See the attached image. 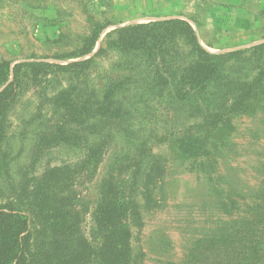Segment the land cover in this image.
I'll use <instances>...</instances> for the list:
<instances>
[{
  "label": "rangeland",
  "instance_id": "374dc122",
  "mask_svg": "<svg viewBox=\"0 0 264 264\" xmlns=\"http://www.w3.org/2000/svg\"><path fill=\"white\" fill-rule=\"evenodd\" d=\"M219 1L222 0H0V64L11 63V72L16 64L24 62L65 65L90 58L97 61V67L78 78L65 73L40 75L34 85L18 95L8 113L7 136L1 146L0 200L23 202V208L29 207L27 212L31 214L35 205L33 209L28 205L33 197L24 193L25 186L31 191L35 177L48 164L55 168L79 167L85 145L56 142L44 143L46 147L41 148L39 141L63 117L57 107L58 95L76 84V94L82 98L81 91L84 94L87 80H91L92 90L100 98L114 91L115 105L121 110L96 175L90 179L81 176L76 185L88 209L79 226L81 233L87 235L90 231V214L99 198L98 185L113 167L121 169L127 162L123 156L131 157L143 150L148 156L143 159V168L151 177L137 181V191L131 183L127 189L137 196L143 217V224L132 230L133 264H187L195 240H203L227 222L241 218L243 200L231 205L227 197L237 196V191L245 188L254 194L261 186L264 98L258 97L251 114H225L237 84L264 70V53L253 51L256 45L244 41L257 39V35L261 41L263 29L252 27L249 38L250 33L242 34L248 33L246 29L234 33L239 31L233 30L236 24L228 20L227 11H212ZM223 1L226 4L227 0ZM169 19H182L195 26L201 45L211 54L249 52L223 60L217 81L184 102L156 99L147 86L155 76V68L139 52L107 48L104 54L96 55L107 35L118 28ZM96 26L104 30L91 54L61 59L79 52ZM209 40L211 47L206 45ZM216 112L225 119L220 132H216L225 144L212 149L207 157H190L175 140ZM77 121L68 124L75 126ZM92 121L89 119L86 128ZM95 130L98 129L91 132Z\"/></svg>",
  "mask_w": 264,
  "mask_h": 264
},
{
  "label": "trees",
  "instance_id": "16d2710c",
  "mask_svg": "<svg viewBox=\"0 0 264 264\" xmlns=\"http://www.w3.org/2000/svg\"><path fill=\"white\" fill-rule=\"evenodd\" d=\"M103 30L96 26L79 52L61 59H78L91 54ZM107 48L139 52L146 63L155 68V76L147 83L152 94L159 101L178 102L187 101L191 94H199L216 82L227 57L249 52L211 54L201 45L194 27L182 19L118 28L107 35L105 44L96 55L104 54ZM251 49L264 53V43ZM95 67L97 61L94 58L65 65L36 61L16 64L11 72V63L3 61L0 64V158L1 146L7 136V116L21 91L34 85L40 75L65 73L78 78L79 74ZM91 82L87 80L84 94L81 91L82 98L76 94V84L58 95L57 107L63 117L55 121L39 141L41 148L56 142L85 145L86 153L79 167L55 168L48 164L46 170L35 177L31 191L25 186L24 193L33 197L28 205L32 209L35 205L31 214L27 212L29 207L23 208V202L0 200V264L134 263L132 230L143 224V217L137 196L127 189L131 183L137 191L138 182L151 177L147 168H143L146 165L143 159L148 158L146 151L131 157L123 156L127 162L121 169L112 168L98 185L99 198L90 214L93 221L89 233L85 235L79 228L88 209L85 210V198L76 190V185L81 176L90 179L96 175L97 165L105 157L107 140L117 127L121 110L115 105L114 91L105 92L100 98L92 90ZM237 85L233 102L225 115L253 113L254 102L260 96L264 98V70ZM165 87L166 90L160 89ZM74 119L78 120L77 124L69 125ZM89 119L93 121L86 128ZM224 120L223 115L216 112L203 123L190 126L183 134L181 132V138L175 142L179 148H185L190 157H207L212 149H220L225 144L220 136H216ZM95 128L98 130L91 132ZM259 174L262 182L254 194H249L245 188L238 190L237 196L227 197L231 205L243 200L241 218L227 222L217 233L203 240H195L187 264H264V156ZM219 192L223 194L224 190ZM143 196L151 201L145 193Z\"/></svg>",
  "mask_w": 264,
  "mask_h": 264
},
{
  "label": "crops",
  "instance_id": "0c3cea01",
  "mask_svg": "<svg viewBox=\"0 0 264 264\" xmlns=\"http://www.w3.org/2000/svg\"><path fill=\"white\" fill-rule=\"evenodd\" d=\"M223 3H224L223 0L217 2V8L215 9L214 7L212 11L213 12L217 11L218 14L221 12H224L223 10L227 11L228 16H229L228 20L229 21L230 19L232 21L234 20V23L236 24L234 25L235 28L233 30L239 31V32H234V33L240 34L246 29L247 31L245 32H248V33L243 32L242 34H249L250 31L248 30L253 29V28L256 29L258 28L257 26H260L263 29V32L261 33L262 35L261 41L258 39V35L256 37L257 39L244 40V41H246L247 45L248 44L259 45V43H264V15L262 14L264 12V0H227L226 4H223ZM219 21H220V18H219ZM249 37H251V33L249 34L248 38ZM198 39H199V36H198ZM211 43L212 41L209 40L206 45L211 47Z\"/></svg>",
  "mask_w": 264,
  "mask_h": 264
}]
</instances>
